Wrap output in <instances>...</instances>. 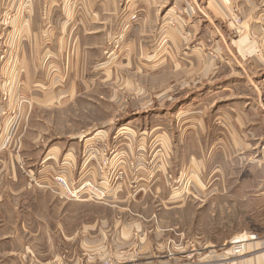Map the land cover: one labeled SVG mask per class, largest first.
Instances as JSON below:
<instances>
[{
	"label": "rangeland",
	"instance_id": "obj_1",
	"mask_svg": "<svg viewBox=\"0 0 264 264\" xmlns=\"http://www.w3.org/2000/svg\"><path fill=\"white\" fill-rule=\"evenodd\" d=\"M63 18L81 29L68 41L74 54L65 53L60 81L80 89L39 102L23 88L28 47L42 43L44 69L52 50L60 60L55 28ZM201 98L211 117L228 107L236 123L251 116L244 130L257 137L252 154L264 155V0H0V129L5 120L11 126L10 175L0 176V264H264V224L255 222L264 198L237 201L230 212L224 197L205 204L192 197L179 208L176 172L157 169L177 155L179 112ZM118 129L133 134L124 133L126 143L142 140L145 164L130 157L126 176L100 152L82 168L84 141L101 135L108 144ZM158 133L170 144L148 145ZM66 156L75 179L94 167L97 182L104 171L108 188L125 181L130 195L102 188L100 198L69 196L55 180L80 181L68 178ZM256 173L252 183L264 180V164ZM2 184L25 186L7 198H18L19 209L12 201L3 208ZM242 228L263 232L235 254Z\"/></svg>",
	"mask_w": 264,
	"mask_h": 264
},
{
	"label": "crops",
	"instance_id": "obj_2",
	"mask_svg": "<svg viewBox=\"0 0 264 264\" xmlns=\"http://www.w3.org/2000/svg\"><path fill=\"white\" fill-rule=\"evenodd\" d=\"M63 16H65V14H63ZM57 22H59V25L55 29H60V33L57 30L58 36L54 44H56L55 49H58L60 52V60L55 59L57 54L52 53V50V52H50L52 57L49 55L50 63L47 67L45 66V69L42 68L38 54L41 53V47H43V45L36 41L32 46L30 43L31 47H28L29 55H27V59L28 56L29 59L26 60V64H24L26 74L25 80H27V82L23 84V88L26 90L28 88L27 86H31L33 88L32 97L39 102L44 99H48L50 102L56 101L59 94L70 95L80 89L77 87L76 82L67 87L65 84H62L60 80L64 79V76H66L63 62V59L66 58L65 53L69 52L72 56L74 54L73 48L71 52L68 51V41L73 39L72 33L75 34L73 31L81 29V27L76 29V27L71 25L69 28L68 24H70V20L67 21L65 18ZM68 30L71 31L68 32ZM77 34L78 38L81 40L87 37L85 36L86 33H83L81 30L77 31ZM80 51L81 49H79V53ZM47 52H49V50ZM81 61L83 63L81 65V72H83L88 64V62H86L88 59L82 57ZM23 88L22 90H24ZM16 89L20 91V84L17 85ZM82 90L88 92L90 89L88 87H82ZM223 92L229 93L232 92V90L228 89L225 91L224 89ZM200 101L201 100L188 105V107L179 112L178 117L182 114L185 115L178 120L179 127L177 141L175 143L177 155H174L175 159H172L168 167L159 165L157 168L165 172H167L168 169L171 173L173 171L176 172L179 179L178 196L181 197L179 199V202L181 201L179 208L183 207L186 201L192 197L195 199V202L199 201L203 204H205L206 200H215L217 202L218 199L224 197L228 212H230L231 208L235 207L233 204L237 201L245 203L249 200H262L264 198V180H258L256 183H252L251 177L257 175L256 172L263 168L264 155L252 154V151H254L258 143L257 137L254 134L245 133L244 130L253 122L252 117L241 115L236 119V123L235 115L233 114L234 109L231 107L220 111L216 110L214 116L211 117L208 115L209 108L206 107L208 102L204 101V103L199 104ZM244 111H247V109L245 108ZM248 111L252 112L253 110ZM3 119L4 117L2 116L0 121H3ZM150 123V121L149 123L146 122L145 127L150 126L148 125ZM108 125L110 126V124ZM7 126L11 127L9 122L5 120L3 129H0V176L5 177L10 175V147H8V145L10 144L11 134L6 131ZM135 126L138 128V125ZM151 127H154L152 123ZM124 133L127 135L130 134V136L133 135L118 129L116 132L112 131L110 133L111 139H109L108 144L105 142L106 138H102L101 135L86 139L83 143V152L86 160L82 168L88 165L93 159L91 155L99 154L100 152H104V155L105 153L111 155L109 157V169H111V171L124 172L126 176L127 172H130V169L126 166V161L129 160L130 157L134 155L141 156L142 161L140 165H142L147 155H150L148 154V149L146 147L144 148L142 140L138 142L136 146H134L135 144L124 142V140H121ZM165 137L166 138L161 139L162 134L158 133L154 137L149 138L151 140L148 142V145L154 142H156V144H162L159 143L161 141L165 142L167 145L170 144V136L165 134ZM81 142L83 141L81 140ZM103 146L105 149H102ZM69 154L70 152L66 155ZM156 156L159 160L164 159V155ZM65 162V170L71 182L79 179L78 185L86 180H91L95 184L100 183L95 186L106 189L108 194H110L111 190L112 196L117 195V193H122L124 189H126V194L130 195L128 188L123 189L125 181L115 188H108L107 183H105L108 178L104 171H101L103 178L100 182H97V177H93V174H89L94 167L87 169L88 172L83 173L81 177L75 179L72 177V173H70L72 170V161L68 156H66ZM235 171L237 175H235ZM2 186H5L3 187V192L9 191L5 196L6 200L10 198V192L15 194L16 192L20 193V191H25L24 185L20 187L19 184H17L18 190H15L14 186L10 184H2ZM72 186L74 187L75 185ZM159 191L160 190H157L156 192ZM254 191H256V194H252ZM136 192L138 193L137 190ZM17 197H19V195ZM9 201H12L11 204L13 206H17L18 209L20 208V206L17 205L19 204L18 198L7 200V205L2 201V204H4L3 208L10 206L8 204ZM262 210H264V204H262ZM255 222L257 224H260V222L264 224V215H258ZM263 231L242 228L238 232L240 233L239 236L234 237V239L244 241L252 235H260ZM260 255L263 258L262 260H264V253Z\"/></svg>",
	"mask_w": 264,
	"mask_h": 264
},
{
	"label": "built area",
	"instance_id": "obj_3",
	"mask_svg": "<svg viewBox=\"0 0 264 264\" xmlns=\"http://www.w3.org/2000/svg\"><path fill=\"white\" fill-rule=\"evenodd\" d=\"M55 180L62 185L64 191L69 196L74 197V199L76 200H81L84 195L94 196L95 198H100V196L104 195L100 187L92 185L91 183H89V181H84L81 184L70 187L62 177H56ZM249 238L251 240H254L256 238V235H252ZM247 243L248 240L238 242L237 244H234L232 250H235L237 248L234 253L240 254L246 250Z\"/></svg>",
	"mask_w": 264,
	"mask_h": 264
}]
</instances>
